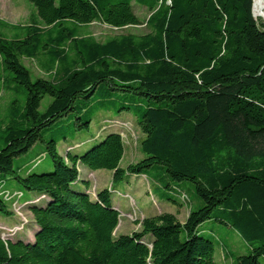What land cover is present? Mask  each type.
<instances>
[{
  "label": "trees",
  "instance_id": "16d2710c",
  "mask_svg": "<svg viewBox=\"0 0 264 264\" xmlns=\"http://www.w3.org/2000/svg\"><path fill=\"white\" fill-rule=\"evenodd\" d=\"M28 1L42 25L0 32V86L12 96L0 117V218L14 221L22 205L31 221L0 227V264H264V20L254 0ZM136 6L149 11L146 33L101 41L86 31L140 24ZM128 118L143 155L123 167L114 127ZM83 168L109 170L111 187L92 197ZM140 177L149 195L188 206L186 219L163 212L118 234V193ZM215 222L248 251L229 248Z\"/></svg>",
  "mask_w": 264,
  "mask_h": 264
},
{
  "label": "rangeland",
  "instance_id": "374dc122",
  "mask_svg": "<svg viewBox=\"0 0 264 264\" xmlns=\"http://www.w3.org/2000/svg\"><path fill=\"white\" fill-rule=\"evenodd\" d=\"M136 13L139 16L141 23L137 25H129L122 28L111 27L100 21H94L86 27V31L96 37L98 40H106L117 34L132 33L140 35L147 32L146 19L149 16V11L145 7L136 6ZM263 18L262 16H258ZM257 18V17H256ZM33 20V21H32ZM3 23L9 24H37L42 25L41 21L36 15L35 8L28 0H0V32L10 33L11 30ZM23 64L28 67L34 77H47V74L39 67L38 62L32 59L23 58ZM12 96L0 86V117H5L8 114L9 106L11 103ZM47 101L43 105L45 107ZM99 124L106 122L110 123V119L105 115H99L97 117ZM109 119V121L107 120ZM96 121V120H95ZM92 127L96 129V124ZM112 122V120H111ZM121 121L116 123L115 129H118L123 136L125 144V154L121 162L123 167L130 163H134L140 159L143 155L140 149V141L143 138V134L140 129L135 125L132 118H128V122L124 127L121 126ZM110 126V125H109ZM87 132H82V136H86ZM50 161V158L43 160V164ZM81 175L84 179L90 182L89 193L92 197L95 196L97 190L104 187H111L112 173L109 170H96L90 171L88 169H81ZM153 184L147 181L144 177H140L137 181L136 186L130 187L129 192H119L123 197L119 196V201L122 204L124 212L120 217V223L117 227L118 234H127L135 230L140 229L137 221L146 216H153L163 212H170L174 214L181 222L186 219L189 213L188 206L175 207L171 204L159 200L155 194L149 195L148 192L152 189ZM121 189V188H117ZM125 193V194H124ZM124 198V199H123ZM15 220L28 222L31 221V216L28 211L22 207V205H15ZM14 220V221H15ZM12 220H5L0 218V227L3 229H10L13 226ZM216 230L214 232L229 248L238 250L240 253L248 251L246 246H240L238 241L232 237V233L237 237H240L237 232H234L230 228L218 224L215 222ZM149 236L147 237V239ZM242 239V238H241ZM221 264H230L229 259H224Z\"/></svg>",
  "mask_w": 264,
  "mask_h": 264
},
{
  "label": "bare ground",
  "instance_id": "6f19581e",
  "mask_svg": "<svg viewBox=\"0 0 264 264\" xmlns=\"http://www.w3.org/2000/svg\"><path fill=\"white\" fill-rule=\"evenodd\" d=\"M253 14L255 17H264V0H254Z\"/></svg>",
  "mask_w": 264,
  "mask_h": 264
},
{
  "label": "water",
  "instance_id": "95a60500",
  "mask_svg": "<svg viewBox=\"0 0 264 264\" xmlns=\"http://www.w3.org/2000/svg\"><path fill=\"white\" fill-rule=\"evenodd\" d=\"M254 15V14H253ZM264 20V17L262 18Z\"/></svg>",
  "mask_w": 264,
  "mask_h": 264
}]
</instances>
